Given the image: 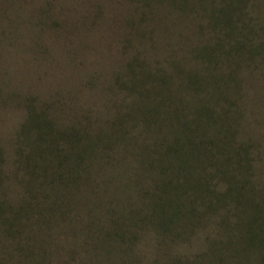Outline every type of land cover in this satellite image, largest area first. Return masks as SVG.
<instances>
[{"label":"rangeland","instance_id":"374dc122","mask_svg":"<svg viewBox=\"0 0 264 264\" xmlns=\"http://www.w3.org/2000/svg\"><path fill=\"white\" fill-rule=\"evenodd\" d=\"M250 2L255 19L264 24V0ZM195 5L0 0V200L16 203L29 193L42 212L22 225L21 247L0 240V250L10 251L0 255H12L8 263L5 256V264L25 258L31 242L34 251L51 254L46 262L39 259L43 264L231 263L225 243L235 241L238 211L231 207L237 198L225 189L241 181L264 189V60L253 66L242 97L231 106L236 112L233 119L228 114L233 134L227 146L214 139L219 162L204 155L200 166L189 160L183 165L189 169L166 168L160 154L149 150L157 139L160 146L163 141L153 124L148 127L141 114L127 117L128 134L122 137L116 121L133 98L125 88L130 66L158 75L148 78L156 82L151 101L157 103L167 96L166 85L182 92L186 72L203 66L195 49L216 32ZM222 65L225 69L226 62ZM164 77L169 81L163 85ZM34 114L61 129L88 127L90 134L101 129L103 144L112 137L113 145L99 150L101 155L85 153L86 169H36V175L24 158V129L29 125L34 131L29 122ZM141 145L149 156L141 154ZM56 170L68 175L56 181Z\"/></svg>","mask_w":264,"mask_h":264},{"label":"trees","instance_id":"16d2710c","mask_svg":"<svg viewBox=\"0 0 264 264\" xmlns=\"http://www.w3.org/2000/svg\"><path fill=\"white\" fill-rule=\"evenodd\" d=\"M190 2H195L194 8L198 5L204 14H208V19L211 20L209 28L216 32L211 42L204 41L203 46H199L198 50L195 49L197 56L205 59L202 61L203 66L186 72L187 77L182 92L166 85L164 89L167 96L160 101L157 99L159 103L156 99L151 101V94L156 90V82L148 79H154L158 75H154L150 69H145L139 74L130 66L128 73L124 75L128 76L125 88L130 96L134 93L133 98L126 103L125 110H122L121 115L116 118L122 137L128 134L127 124L124 123L127 117L141 114L148 127L153 124L155 132L163 141L160 146L158 143L161 139H157L152 143L155 148L149 150L160 154V158L166 161V168L173 164L174 169H189V165L183 166L189 160L193 165L195 163L199 165L198 161L204 155L209 161L215 159L217 162L221 161L213 151V148H217L213 145L214 139L218 138L227 146V138L229 134H233L228 126V114L233 119L236 112L231 106H235L236 100L242 97V84L245 78L251 77L252 72L255 71L256 67L253 66L264 60V24L255 19L257 11L253 2L250 0H190ZM225 62L224 69L222 64ZM168 81V77L161 79L163 85ZM177 95L178 97L175 98ZM140 98L142 103L139 101ZM29 122L34 127V131L29 125L25 126L24 145L27 150L24 158L28 161L29 164L26 163V166L32 173H36V169L43 171L86 169L83 164L85 153L93 154L97 151V154L101 155L99 150L113 145L112 137L108 139L106 145L103 144L101 129L91 134L88 127L76 130L61 129L50 119L36 114L31 115ZM212 127L214 128L211 129ZM167 136L171 138L170 142ZM131 140L136 142L138 138L134 137L133 140L132 136ZM207 142H212V148H205ZM59 143L65 145L59 146ZM139 147L141 154L148 150L145 147L143 151L142 145ZM19 149V153L23 156L24 147ZM146 156H149V153L146 152ZM176 157V162H173L175 161L173 158ZM64 163L67 164L62 168ZM204 165L203 169H208L209 165L206 163ZM211 165L213 162H210ZM55 172H57L56 181L59 177L68 175L60 170ZM78 173L71 176L77 177ZM37 174H40V171ZM241 182L229 183L225 189V192L234 194L237 198V204L231 207V210L238 211L233 227L235 241L225 243L226 249L230 251L228 260L231 261L230 264H264V254L260 252L264 250V194H262L264 189L260 190L258 186L247 181V184ZM28 194L20 196L16 203L9 198L0 200V240L7 241L10 245L21 247L24 241L20 232L22 225L29 222L30 218L34 216L39 218L42 215L38 208V199L35 200V197ZM216 206H212V209ZM192 209L189 210L193 211ZM162 224L163 222L160 225ZM115 235L122 240L119 234ZM2 236L4 238H1ZM1 247L0 252L8 251L4 246ZM33 247L34 244L31 242L27 247L28 258L19 259L16 263L28 264L29 256L33 257L34 264H43L39 259L45 258L46 262V258H51V254L46 250L34 251ZM15 249L20 250L17 247ZM24 254L22 252L21 255ZM5 256H8L7 260ZM10 256L12 255H0V264H5V260L7 262Z\"/></svg>","mask_w":264,"mask_h":264}]
</instances>
